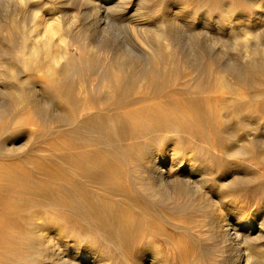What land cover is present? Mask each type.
Instances as JSON below:
<instances>
[{
    "label": "rangeland",
    "instance_id": "1",
    "mask_svg": "<svg viewBox=\"0 0 264 264\" xmlns=\"http://www.w3.org/2000/svg\"><path fill=\"white\" fill-rule=\"evenodd\" d=\"M0 1V50L10 53L12 69L28 76L0 80V264H40L32 246L47 227L64 233L69 264L86 263L80 253L98 258L97 251L107 264H238L244 248L221 243L215 224L222 214L247 233V219L264 235V0H111L108 32L97 28L104 27L95 10L101 0H33L35 22L24 12L33 37L22 35L14 49L20 38L5 30L21 6ZM184 17L194 25L179 24ZM138 24L155 35L135 33ZM32 42L47 59L35 71L18 60ZM96 43L104 48L93 62L114 54L116 45L156 69L154 79H138L112 119L126 120L130 129L124 139L119 132L111 139L128 148L109 167L112 181L89 177L102 166L91 154H114L103 141L107 124L76 141L66 127L70 117L79 124L108 107L99 100L108 94L103 78L111 71L85 67ZM73 62L81 76L62 75L59 70ZM88 98L98 103L88 106ZM174 149L179 156H172ZM171 161L183 162L179 171L170 169ZM76 163L89 172H75ZM163 175L201 188L189 198L177 197L173 186L154 192L152 178Z\"/></svg>",
    "mask_w": 264,
    "mask_h": 264
},
{
    "label": "bare ground",
    "instance_id": "2",
    "mask_svg": "<svg viewBox=\"0 0 264 264\" xmlns=\"http://www.w3.org/2000/svg\"><path fill=\"white\" fill-rule=\"evenodd\" d=\"M9 1V0H8ZM11 1V0H10ZM19 3V5L21 6L20 10H13L11 12L10 18L12 19L10 22H12L7 29L6 26V30L4 27L5 31H8L9 36L10 34L13 35H17L19 36L20 40L18 43H13L11 45V48L14 49L17 46H19L18 44L21 43V37L22 35L27 36L29 38H32L34 31L31 28L33 25L31 23L35 22L36 18H38L37 13L34 12L33 7L31 4L33 2V0H15ZM82 1V0H81ZM91 1V0H90ZM1 2V1H0ZM3 2V1H2ZM14 2V1H13ZM67 2V1H66ZM115 2V1H114ZM17 3V4H18ZM73 3V2H72ZM113 1L111 2V0H101V4L99 6H97L95 8L96 9H100V12L98 10V13H100L99 15V22H102L104 24V27L100 26L97 27L98 29L101 28H106L107 27V21L105 20V16L109 18V13L111 11L110 9V4H112ZM67 5V4H66ZM114 6H118V3H115ZM121 6V5H120ZM113 7V6H112ZM115 7V8H116ZM119 7V6H118ZM9 8V7H8ZM114 9V8H113ZM124 9V8H123ZM30 12L31 15V23H29L25 17V13L26 12ZM103 11V12H102ZM25 12V13H24ZM6 14V13H5ZM29 15V16H30ZM97 15V14H96ZM176 16V15H175ZM177 17V16H176ZM188 17V16H187ZM171 18V17H170ZM174 19V17H172ZM178 18V17H177ZM185 18V17H184ZM190 18V16L188 17V19ZM176 19V18H175ZM181 19V18H180ZM182 19V20H178V22H180L179 24H184V25H191L194 23L191 20H186ZM194 19V18H193ZM192 19V20H193ZM143 20V19H142ZM93 22V20H92ZM3 23V22H2ZM98 23V22H97ZM96 23V24H97ZM170 23V22H169ZM7 24V23H5ZM94 24V22H93ZM100 24V23H99ZM143 24V23H142ZM175 24V23H174ZM178 24V23H177ZM231 24V23H230ZM30 25V27L27 29V27ZM95 25V24H94ZM98 25V24H97ZM139 25V24H138ZM183 25V26H184ZM109 26V25H108ZM140 26V25H139ZM145 26V25H144ZM144 26H140L138 28V30H135V33L137 34H142L148 37V35L153 34L155 35L152 30L147 29ZM164 26V25H163ZM193 27V26H192ZM49 28V27H47ZM168 28V27H167ZM170 28V27H169ZM185 28V27H184ZM195 28V27H194ZM194 28H191V30L193 31ZM97 29V31H98ZM108 28L106 29H101L102 31L106 32ZM133 29V28H132ZM94 30V28H93ZM195 31V30H194ZM193 31V32H194ZM47 32V31H46ZM108 32V31H107ZM188 32V31H187ZM237 32V31H236ZM108 34V33H106ZM136 34V35H137ZM102 35V34H101ZM190 35V34H189ZM17 36V38H18ZM49 36V34L47 35ZM103 36V35H102ZM138 36V35H137ZM136 36V37H137ZM50 37V36H49ZM193 37V36H192ZM9 39L12 37H8ZM18 38V39H19ZM102 38V37H101ZM108 38V37H107ZM260 38V37H259ZM8 39V40H9ZM16 39V42L17 40ZM13 40V39H11ZM10 40V41H11ZM6 41V40H5ZM15 41V40H14ZM13 42V41H12ZM147 42V40H146ZM101 44V43H100ZM145 44V43H144ZM111 45V44H110ZM95 46H98V43L95 44ZM102 46V45H101ZM116 46V45H115ZM115 46L113 48H111V51H115L114 54L111 55H106L104 57V59H102L101 61L98 62H93V59L96 56V52H98L99 50H102L104 47H99L98 50H92L90 51V53H88L87 57V65L85 63V67H87L86 69H93L97 68V67H101V69H104L105 71H111L110 75L105 76L103 78L104 83H106V87L109 89L107 91V95L105 98L99 100V102H102L105 104V106L107 105L108 107L105 109H101L99 108V110H97L96 108V112L95 113H88L86 114V116L83 118L82 116V120L81 122L78 124L77 120L75 117H70L67 119V123H66V127L68 129V134L70 136V138L74 139L75 141L78 140V136L81 133H86L89 131H95V133L99 132V130L102 129V127L107 124V128L109 131V135L108 138H102V135H98L97 140L101 143L104 141V144L109 145L107 149H112L114 150V154L110 152V157L107 158L106 156H102L99 153L96 154H91L90 160H97L99 161V163L102 165L100 170H92L93 172H89L87 169H85L84 166L80 165V164H75L73 165L75 168V172L77 168H80L82 170V172L84 173H88L89 172V177L98 180L100 179L101 176L106 177L107 179H110L112 181V178H110V173H109V167L115 164H119L121 162V160L124 158V155H126V150H128V148L125 145H121L120 147H116L115 145L112 144L111 139H113V134L117 132H119L122 136L121 139H124L126 136H128V134L130 133V129L127 127L126 124V120L125 122H121L118 123L114 120H112L115 116V114L118 112V110H120L121 108H124L126 106V104L128 103L130 97L129 95L131 94V92L134 89V85L138 82V79L141 77H144L146 79H154L153 77H155V68L151 66L150 61H146L143 62L142 60H135L132 58L130 52L126 51H120L119 49L117 50V48L115 49ZM148 46H150V44H148ZM3 48V47H2ZM41 48L43 49L42 53L46 54L47 53V46L45 44L41 45ZM108 48V47H107ZM6 49V48H5ZM127 49V48H126ZM7 50V49H6ZM17 50V49H16ZM154 51V50H153ZM8 51L5 50H0V80H8L10 78H15L17 80H22L28 76L27 73L24 70L18 69H12L10 67V63H8V61L6 60L10 53H7ZM196 53V52H195ZM135 54V53H134ZM137 56V55H136ZM171 56V55H170ZM171 58V57H170ZM17 59V58H15ZM63 59H65L63 57ZM19 61L22 60V62L26 65L27 68H29L30 70H37L40 66H43L44 63L47 61L46 57H41V50L38 47V44L35 43H31L30 46H28L27 50H26V57H21L20 59H18ZM171 60V59H170ZM96 61V60H95ZM57 62V61H56ZM174 62V61H173ZM191 62V61H190ZM64 63V62H63ZM74 63V62H73ZM64 65V64H63ZM4 66H7L4 67ZM12 66V65H11ZM84 68V67H83ZM186 68V67H185ZM60 73L62 75H72V73L74 74V77L77 76L79 73L80 75L78 77L81 76V73L83 71V69L81 70V67L78 68L77 65L74 63H66L65 66H63V68H61V70H59ZM249 73V72H248ZM258 73V72H257ZM99 74V73H98ZM101 75V74H100ZM73 76V75H72ZM89 76V74H88ZM87 76V77H88ZM258 76V75H257ZM30 77V75H29ZM53 78H55L54 76H52ZM242 77V76H241ZM90 78V77H89ZM25 80V79H24ZM29 80V79H28ZM79 80H83V78L79 79ZM88 80V78H87ZM209 80V79H208ZM248 80V79H247ZM72 81V80H70ZM239 81V80H238ZM244 81V80H243ZM258 81V80H257ZM255 81V83L257 82ZM90 82V81H89ZM242 82V81H241ZM252 82V81H251ZM94 84V82H93ZM257 84H259V81L257 82ZM255 84V85H257ZM75 85V84H74ZM82 85V84H81ZM245 85V84H244ZM100 86V85H98ZM78 87V85H77ZM244 87V86H243ZM81 88V87H80ZM76 89V88H75ZM74 91L73 87H70L68 89L69 92V97L72 101H74V94H72ZM75 93V92H74ZM17 94L21 97V93L20 91L17 92ZM84 94V93H83ZM258 94V93H256ZM255 94V95H256ZM260 95V92H259ZM76 96V94H75ZM258 96V95H257ZM254 97V96H253ZM22 99H24L23 97H21ZM79 98V97H78ZM95 103H98V101L96 102L95 99H90L88 98L86 100V105H93ZM82 104V103H81ZM76 112V111H75ZM67 116V115H66ZM81 118V116H80ZM66 121V120H65ZM95 121L97 123V126H94V128H91V122ZM182 122V120H181ZM106 128V127H105ZM116 131V132H115ZM132 133V132H131ZM228 134V133H227ZM86 136V135H85ZM103 139V141H102ZM255 139V138H254ZM80 140V139H79ZM106 141V142H105ZM174 141V140H173ZM172 142V141H171ZM114 143V142H113ZM103 144V143H102ZM174 144V143H172ZM115 146V147H114ZM150 147V145H148ZM172 146V145H171ZM164 147V146H163ZM152 150V149H151ZM160 151V150H159ZM109 152V150H108ZM113 152V151H112ZM153 152V151H152ZM161 152V151H160ZM159 152V153H160ZM155 153V152H154ZM158 153V154H159ZM171 153V152H170ZM149 154V152H148ZM161 154V153H160ZM142 155V154H141ZM151 155V154H149ZM179 156V153L176 149L173 150V154L172 156ZM148 156V155H147ZM171 156V157H172ZM150 156H148L149 158ZM180 158V157H179ZM186 158V157H185ZM192 158V157H191ZM151 159V158H150ZM172 159V158H171ZM177 159V158H176ZM175 159V160H176ZM143 160V159H142ZM149 160V159H147ZM153 160V159H152ZM173 160V159H172ZM185 160V159H184ZM155 161V160H154ZM177 161V160H176ZM172 162V161H171ZM192 162V161H191ZM190 162V163H191ZM173 163V162H172ZM176 163V162H175ZM173 163L172 165H170V169H177V171L180 170V166L182 165V163L179 161L176 164ZM189 163V164H190ZM193 163V162H192ZM82 164V163H81ZM144 164V163H142ZM156 164V162H155ZM186 164V163H185ZM151 165V164H150ZM86 166V165H85ZM152 166V165H151ZM158 166V165H157ZM150 167V166H149ZM157 168V167H156ZM155 168V169H156ZM193 168V167H192ZM148 169V168H146ZM154 168L152 167V170ZM154 169V170H155ZM195 169V167H194ZM200 169V168H199ZM157 170H159L157 168ZM162 170V169H161ZM160 170V171H161ZM205 171V170H203ZM151 172V171H150ZM165 171H163L164 174ZM168 172V171H167ZM154 173V172H151ZM157 173V171L155 172ZM174 173V172H173ZM178 173V172H176ZM160 174V173H159ZM162 174V173H161ZM151 175V174H150ZM154 175V174H153ZM152 175V176H153ZM202 175V174H201ZM108 176V177H107ZM183 176V175H182ZM170 177V176H169ZM98 178V179H97ZM181 178V177H180ZM180 178H167L166 176H162L161 178H152L151 183V189L155 192L158 191L155 188H159V193L160 194H165L169 191V188H171V186L174 187L173 192L177 197H192L195 196V192H198L199 189L201 187H199V185L195 186H191L188 185L187 183L183 182ZM151 179V178H150ZM192 179V178H191ZM110 180H107L105 182L109 183ZM201 181V180H199ZM223 181V180H222ZM197 182V181H196ZM195 182V183H196ZM201 183H203L201 181ZM205 184V183H204ZM202 185V184H201ZM210 189V188H209ZM69 190V189H67ZM70 191H68L69 193ZM217 195V194H216ZM71 196V195H70ZM218 196V195H217ZM221 196V195H220ZM207 197V196H206ZM72 198L73 200V196L70 197V199ZM216 200V199H215ZM224 202V201H223ZM220 205V204H219ZM213 207V206H212ZM216 207V206H215ZM214 207V208H215ZM224 207V206H222ZM217 208V207H216ZM219 208V207H218ZM221 208V207H220ZM212 209V208H211ZM214 210V209H213ZM222 210V209H221ZM216 212V211H215ZM214 212V213H215ZM218 212V211H217ZM245 212V211H244ZM239 213V212H238ZM242 213V212H241ZM217 214V213H216ZM219 214V213H218ZM237 214V213H236ZM244 215V214H242ZM241 216V215H240ZM217 217V216H216ZM219 219H215L217 221V223L215 224L216 227L215 229L218 230V234H219V239L220 242L230 246H237L239 248H244V251L241 252L242 255L240 257V259L237 261L238 264H264V235L262 234L263 229L258 226L259 228H255L254 225H251V223L249 222V220H245V224L244 227L247 229V233L245 232H241V230H237V227H233V225L231 223H228L226 220H224V216H222V214L220 216H218ZM246 218V216H244ZM248 218V217H247ZM227 219V217L225 218ZM250 219V218H249ZM261 222V221H260ZM214 223V222H213ZM214 225V226H215ZM263 225V224H262ZM53 227V226H52ZM264 227V226H263ZM62 228V227H61ZM52 228H44L42 231V235L34 237V243L32 246V250H36L38 249L40 252V255L42 256V260L40 262V264H69L71 261V259H69L68 257V253H69V249H68V242H66L64 239L65 235L64 233L60 230V227H56L55 228V232H53L51 230ZM41 232V231H40ZM39 233V232H38ZM217 233V231H216ZM53 234V236H51ZM37 235V234H36ZM262 235V236H261ZM80 236V235H79ZM82 237V236H81ZM79 239V238H78ZM54 240H57L56 242L58 243V245H54ZM79 240H74L73 244L75 247H73V252L72 254H76L77 257L79 255V253L77 252V246H79L80 241ZM59 241V242H58ZM68 241V240H67ZM87 241V240H86ZM86 243V242H85ZM84 243V244H85ZM92 245V244H91ZM72 246V245H71ZM229 246V247H230ZM92 248V247H90ZM232 248V247H231ZM238 249V248H236ZM88 250V249H87ZM94 250V249H93ZM239 250V249H238ZM72 251V250H71ZM79 251V250H78ZM241 251V250H240ZM80 252V251H79ZM101 252V251H100ZM99 251H97L96 253H94L95 255H98L100 253ZM34 253V252H33ZM145 253V252H144ZM38 254V253H36ZM160 254V253H159ZM91 253H87L82 255V253H80V257L83 258L84 264H93L94 262L97 264H107L103 259V256L101 255H97L98 258H91ZM95 257V256H93ZM238 257V255H237ZM106 258V257H105ZM156 258V257H154ZM233 259V258H232ZM73 260V259H72ZM106 260V259H105ZM153 260V259H152ZM151 260V261H152ZM107 261V260H106ZM139 261V260H138ZM155 261V260H154ZM74 262V260H73ZM99 262V263H98ZM157 262V261H156ZM156 262H152L150 264H156ZM77 263V262H74ZM141 263V262H140ZM233 263V262H232ZM111 264V263H110ZM139 264V263H138ZM160 264V263H159ZM237 264V263H236Z\"/></svg>",
    "mask_w": 264,
    "mask_h": 264
}]
</instances>
